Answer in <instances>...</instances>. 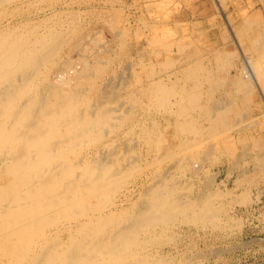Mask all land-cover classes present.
Returning <instances> with one entry per match:
<instances>
[{"label":"bare ground","instance_id":"bare-ground-1","mask_svg":"<svg viewBox=\"0 0 264 264\" xmlns=\"http://www.w3.org/2000/svg\"><path fill=\"white\" fill-rule=\"evenodd\" d=\"M16 1H18V0H0V12H1V14L5 13V12L10 14V12H8L9 10L7 11V9H8L7 6L14 4ZM28 1L26 2V4L28 3V5H29ZM36 1H38V0H36ZM59 1H61V0H59ZM69 1H68V4H69ZM72 2H73V0H72ZM79 2H80V0H79ZM38 3H36V4H38ZM55 3H57V2H55ZM64 3H66V2H64ZM26 4H23V5L26 6ZM34 4H33V6H34ZM46 5H47V3H46ZM69 5H71V4H69ZM19 6H20V4H19ZM25 6H24V8H25ZM58 6H59V4H58ZM13 7H15V6H13ZM13 7H11V8H13ZM20 7H22V6H20ZM54 7H55V5H54ZM115 7L112 9H115ZM11 8H10V10L12 11ZM17 8H16V10H17ZM31 8H33V7L31 6ZM36 8H34V9H36ZM39 9H38V11H40ZM86 9H87V7H86ZM43 10H45V9H43ZM66 10L67 9H65V11ZM76 10H78V12H80L78 8ZM82 10H84V9H82ZM19 11H21V9H19ZM57 11H59V13H60L63 10L61 9V11H60V9H59ZM65 11L63 12V14L65 13ZM71 11H72V9H71ZM158 11H160V10H158ZM36 12H37V10H36ZM84 12H85V10H84ZM11 13H14V12H11ZM67 13H68V11H67ZM69 13H71V12H69ZM108 13H110V12H108ZM260 13H261V10H260ZM27 14H28V12H27ZM31 14H32V12H31ZM88 14H89V11H88ZM94 14H96V13H94ZM99 14H100V12H99ZM121 14H123V13H121ZM60 15H59V18H60ZM247 15L248 14H246L245 16H247ZM5 16L6 15H4V17ZM17 16H19V15L17 14ZM1 17H2V15L0 16V18ZM56 17H58V16H56ZM74 17H73V19H74ZM157 17H159V16H157ZM258 17H260V15ZM6 18H4V19H6ZM43 18H44V16H43ZM15 19H14V22H15ZM28 19L29 18H27V21L23 20L24 22L22 21V23L17 21L19 23L13 24L11 22L12 24L10 23L8 25H4V26L0 27V264H174V263H171L172 257L171 256H170V258L168 257L170 254L167 256L165 254H162V252H160L159 250H154L152 248V245L161 243L160 242L161 241V235H159L158 229L168 227V225L174 226V224L170 225L169 223L172 220L174 221V219L178 218V216H181V219L184 220V222L185 221L191 222L195 225H197L199 223H202L203 225H205L206 223H212L214 226L222 228V225L219 224V222H218V221H220V218L217 216V214H218V211H220L219 209H221L223 204L221 203L222 205L221 204L219 205V204L215 203L214 198H217V197L221 198V196H225L229 192L231 193V190L225 186V183H224V186H225L224 188H220V186H219L220 184H219L215 187V190L210 189L208 191H204V193L200 189V191H202V194H198L199 193V190H198V193H197L198 195L196 198H194V197H193L194 199L188 198V200H187V197H186V199H184L182 193L179 192V190H178L179 187L177 189L176 187L171 185L172 183L170 184L168 182V177L166 176V173H165V175L163 174L162 176H158L159 178L158 177L155 178L156 172H153L154 175L152 177H154L155 179L151 178V180H154L153 182H150V183H152V185H149L145 181L150 187L146 190V193L143 192L144 195H142V197L138 195V197H141L140 201L135 202V199H134L133 204H131L129 202L130 205L128 204L129 206H127L126 204H127L128 198H129L128 193H129V191H131V188H125L127 190H125V192L122 191L123 193L118 195L119 196L118 197V203L115 202L114 201L115 199L113 200L112 195L115 193V191H117L118 189L121 188V186H122V184H124V182H127L126 180H128L133 174H135L134 172H136V169L137 170L139 169V167H137L136 165H132V164L130 165V167H127L128 163L126 161L131 160V159L130 160L126 159L127 157L125 158L119 154H118L119 158L114 157V153H113L114 150L111 151L108 148L109 144H107V142L109 141V139L107 142H102L104 140V138L108 135V131L111 128L113 129L112 126L114 125V121L117 120V119H115L114 121H112L114 119V117L119 118V119L121 118V116H120L121 113H118L120 110L119 109L120 107H118V106H117L118 108L116 107L118 110L117 111L115 108L111 109L107 106L105 107L104 105L109 104L108 102L113 100V99L115 100V98L112 99V97H111V100H109V98L112 95H116L115 92L117 90L119 91V89H120V88L118 89V87H121L123 84L121 83V86H120V84H118L119 86L117 88L115 86V88L117 89L115 92H112L113 90H110V89H105L104 87H102L104 89L101 90L96 86V83H95L96 79L95 78H94L95 80L91 79V77L89 75L95 70H98V71L101 70V72H102V68L100 66L101 64H98L99 62L97 63L98 59L101 58V56L99 58H97V60H96V57L93 60H89L88 56L83 57L84 55H81V57H80L81 62H77L74 59H71V57L68 58L66 56H63V51H62L63 47H65L66 45H68L70 43L69 40H72V39H69L70 38L69 33H70L72 26H69V24H68V25L63 27L62 23H61L62 20H61L60 21L61 24L60 23L56 24V22H55L56 25L53 24L54 26L47 24V26L44 27L43 25L42 26L39 25L38 22L36 23V21H35L36 19L32 20V21H30ZM54 19H52V20L54 21ZM70 19H71V17H70ZM7 20H9V19H7ZM49 20H51V19H49ZM68 20H66V21L68 22ZM246 20L247 19L245 18L244 21H246ZM258 20L259 19H257V21ZM261 20H263V19H261ZM47 21H48V19H47ZM78 21H80V20H78ZM254 21H255V19H254ZM70 22L72 23V20H70ZM73 22L75 23V21H73ZM75 25H76V23H75ZM240 25H243V24H240ZM255 25H258V23H255ZM174 26H175V24H174ZM125 27H127V24ZM178 27L180 28L181 26H178ZM178 27H176L175 29H177ZM245 27L246 26H244L242 30H244ZM247 27H248V25H247ZM118 28H119V26H118ZM72 29H73V27H72ZM250 29H252V28L250 27ZM78 30H80V29H78ZM116 31H117V28H116ZM125 31H123V32L125 33ZM166 31L170 32L172 30H166ZM179 31H181V30H179ZM256 31L258 33L253 32L256 35L252 36V37H254L252 40H251L250 35H249L250 40H246V41L242 40V42L238 41V43L240 45L239 48L241 50V56L242 57H241L240 62H238V64L236 65V69H235L236 74H234L236 76H234L232 74L235 78L233 76H231V77L234 78V83H235L234 88L237 89L238 92L243 91L246 94H249L251 92L253 93V91H255V90L258 91V97H257V103L258 104L257 105L260 106L261 104L264 105V27H262L261 29L256 30ZM93 32L95 33V32H97V30L93 31ZM100 32H101V30H100ZM157 32H158V29H157ZM183 32H181V34ZM235 32H236V30H235ZM245 32H247V30ZM120 33H122L121 30H120L119 34ZM175 33H174V35H175ZM242 33H244V32L242 31ZM75 34H76V31H75ZM102 34H103V32H102ZM125 34H127V33H125ZM165 34L167 35L168 33L166 32ZM138 35H140V34H138ZM94 36L97 37L96 35H94ZM243 36H244V34H243ZM102 37H104V36H102ZM102 37H101V39H102ZM172 37H173V33H172ZM181 37H182V35H181ZM245 37H246V33H245ZM98 38H96V39H98ZM147 38H149V37H147ZM152 38H154V37L152 36ZM84 39H85V37H84ZM84 39H83V41H85ZM96 39H95V41H96ZM155 40L156 39H154L153 41H155ZM172 41H173V39H172ZM172 41H170L169 43L171 44ZM96 42L98 43V41H96ZM100 42H101V40H100ZM103 42L105 43L104 40H103ZM103 42H102V44H103ZM173 42H175V41H173ZM190 43H191V41H190ZM241 43H243L246 47H244V46L242 47ZM158 44H160V43H158ZM161 45H163L162 41H161ZM165 45H166V43H165ZM88 46H89V44H88ZM158 46H160V45H158ZM166 46H164V47H166ZM171 46H172V44H171ZM157 47L155 46L156 49H157ZM74 48H76V46ZM182 48H183V46H182ZM78 49H80V47ZM114 49H115V47H114ZM143 49H145V48H143ZM213 49L215 50L216 48H213ZM234 51H236V49H234ZM78 52H80V51H78ZM153 52L151 54H153ZM227 52H229V51L227 50ZM235 53L237 54V52H235ZM154 54H155V52H154ZM213 54H214L213 56H215V53H213ZM88 55L91 56V54H89V52H88ZM148 55H149V53H148ZM232 55L234 56L233 52H232ZM98 56L99 55H97V57ZM126 56H128V55H126ZM165 56H167V52H166ZM229 56H230V54L228 55V58H230ZM233 56H232V59L234 58ZM153 58H155V57H153ZM113 59H114V57H113ZM147 59L150 60V58H146V61H147ZM217 59L218 60L220 59V61H221V58H217ZM222 59H224V58L222 57ZM170 62H168V63L166 62V64H170ZM196 62H197V60H196ZM211 62H212V60H211ZM160 63H158V65ZM142 64H143V62H142ZM194 64H196V63H194ZM194 64L192 67H194ZM152 65H154V64H151L149 66L151 67ZM221 65L222 64H220L219 66H221ZM227 65H228V63H227ZM196 66H197V64H196ZM196 66H195V68H197ZM225 66H226V64H225ZM232 66H233V64H232ZM56 67H60V70L59 71L54 70ZM127 67H128V65H127ZM166 67H167V65H166ZM189 68H191V67H189ZM108 69H110V68H108ZM185 69H186V67H185ZM199 69H201V68H199ZM217 69L219 70V68H217ZM53 70H54V74H53L54 76H51L50 73ZM152 70H150V71H152ZM202 70H204V69H202ZM133 71H135V70H133ZM195 71L197 72V70H195ZM195 71H194V73H195ZM208 71H210V70H208ZM213 72H216V71H213ZM222 72L225 73L223 70H222ZM123 73H125V72H123ZM139 73H141V72H139ZM183 73H185V72H183ZM194 73L192 74L193 77H195ZM226 73L228 74V72H226ZM129 74L130 73H128V75ZM198 74H199V71H198ZM134 75L136 76V73ZM150 75H152V74H150ZM192 75H190V76H192ZM201 75L203 76V73ZM214 75H216V74L214 73ZM96 76H97V72H96ZM98 76H99V74H98ZM122 77H123V74H122ZM125 77H126V74H125ZM137 77H139V76H137ZM111 78H113V77L111 76ZM108 79H110V77H108ZM122 79L124 80V83H125V81H127L121 77L119 80L121 81ZM132 79H130V81ZM135 79H138L136 81L139 82V84H140V81H139V80H141L140 77L139 78L135 77ZM187 79H188V77H187ZM191 79H192V77H191ZM199 81H201V80H199ZM218 81L219 80H217V82ZM112 82L113 81H111L110 84H112ZM117 82L119 83V81H117ZM228 82L230 83L232 81H228ZM131 83H132V81H131ZM189 83H190V81H189ZM211 83H212V81H211ZM107 85H109V83ZM150 85L151 86H149V84H148L146 86V91L145 90H143V91L148 93L149 96L151 95L152 97H154L156 102L160 103V106H166L168 104V102H170V98H169L170 92L169 91L171 89L169 90L167 87H165V85L162 82H154V83L151 82ZM124 86L125 85H123L121 87L122 90H123ZM128 86H129V84H128ZM217 86L219 87L221 85H217ZM217 86L215 87V89H217ZM134 87H136V86H134ZM112 88H113V86H112ZM136 89H137V87H136ZM142 89H143V87H142ZM204 89H205V87H204ZM223 89H222V91L224 93H226ZM139 90L141 91V89H139ZM185 90H186V88H185ZM232 90H233V88L231 90H229V92ZM118 91H117V93L119 94ZM227 91H228V89H227ZM172 92H173V90H172ZM185 92H187V90L184 91V93ZM200 92H194V91L189 92L188 97H186L187 95L185 96V95L181 94L182 97L178 98L179 100L183 98L182 100H180L181 101L180 104H182L184 102V100H188L190 102L188 105V108L197 106L196 103H197V99L199 100V98H200L199 97ZM223 92H221V93H223ZM228 93H227V95H228ZM134 94L135 93L132 92V95L131 96L129 95L130 98L133 100H135V97H133ZM227 95L225 96V98H227ZM234 95L232 97H229V98L232 99L234 97ZM138 96H136V97H138ZM229 96H230V94H229ZM125 97L126 96L122 97L123 100H125ZM118 99H120V98H118ZM255 99H256V97H255ZM106 100H107V103H106ZM225 100L227 102V100H229V99H225ZM217 101H220V100H217ZM221 101L223 102L224 99L223 100L221 99ZM103 102L106 104L103 105ZM177 102L178 101L175 100L174 104H176ZM216 102H215V104H220V103H218V102L216 103ZM231 102L232 101L230 100V104H231ZM254 102H255V100H254ZM141 103L143 104V102H141ZM152 103H153V101H152ZM198 103H200V101ZM207 103L205 105H207ZM235 103H236V100H235ZM120 105H122V104H120ZM135 105H136V103H135ZM249 105H250V102H249ZM124 106H122V107H124ZM213 106L210 107L211 110H212ZM111 107H114V105ZM150 107H149V109H150ZM130 108L133 109L131 106H130ZM224 108L225 107H223V109ZM229 108H231V107H229ZM113 109L117 112V114H114L115 112H113ZM186 109H187V106H183L182 110L185 111ZM192 109H194V108H192ZM127 110L125 109L126 112H127ZM215 110H216V108H215ZM228 110H226V111L229 112ZM120 111H122V110H120ZM219 111H217V112H219ZM221 111L225 112L224 110H221ZM223 112L219 113L220 114L218 116L219 119H217V120L214 119L215 121H214L213 128L210 127L211 132L212 131L214 132L215 128H218V127H216V125L219 124L221 126L220 123L223 121V119L226 117V114H227L226 112L225 113H223ZM243 112H244V110H243ZM141 113H143V112H141ZM235 113H236V111H235ZM246 113H248V112H246ZM242 114L245 115L244 113H242ZM214 115H215V113H214ZM229 115L231 116V114H229ZM239 116H240V114H239ZM210 117H212V116H210ZM127 118H128V116H127ZM132 119H133V117H132ZM128 120H129V118H128ZM227 120H230V118ZM120 121L118 120V123H120ZM209 121H211V118ZM224 121H223L222 125H224V128H225V122L226 121L225 122ZM177 123H179V122H176L175 125H177ZM137 124H138V122L136 123V125ZM141 124L139 126H141ZM178 127H179L178 131L183 136L181 142L178 140L180 142L179 148H181V150H179V151H183V153H182L183 155L181 157L185 156V158H186L185 161L182 159L183 161L181 160L182 162L181 163L179 162L180 165H184L185 167L191 168L193 171V174H197L199 172V170H202V171H203V169L208 170V169L204 168L203 164L201 163L206 159V157L202 158L200 160V162H198L197 160H195L196 158L199 157L198 152L196 154V151L195 152L192 151V149L194 147H195L194 149H196V147H198V145H200L201 141H203L202 138L200 140L197 137L193 138V136L192 137L190 136L191 134H197V136H203V134H204L203 128L200 126H197L194 123L189 122V121L180 122ZM203 127H204V125H203ZM116 128H118V127H116ZM136 128H137V126H136ZM146 129H147V127H146ZM220 129L222 130L223 128H220ZM227 129L229 132V128H226V133H227ZM125 131H124V133H125ZM143 131H144V129L142 130V134H144ZM109 132H111V131H109ZM139 132H141V131H139ZM147 132L149 134V130ZM166 132H168V131H166ZM169 132H171V131H169ZM220 132H222V131H220ZM214 133H212V134L214 135ZM217 133H218V131H217ZM217 133H215V134H217ZM223 133L225 135V131H224L220 134V136ZM206 134H207V131H206ZM212 134H209L210 139H211V137L214 139L218 138V137H214L215 135L213 136ZM120 135H121V133H120ZM120 135L117 134L115 136L120 137ZM136 135H137V133H136ZM148 136L150 137V135H148ZM161 136H162L161 137L162 140L157 137L158 140H161V142H158V141L157 142L161 143V144H157V143L156 144L158 145L159 149L164 150V153H165V151L168 152L173 147V143H172V141H171L172 144L170 142L166 143L167 140L166 141H164V140L167 139V137L165 138L164 135H162V134H161ZM178 136L180 137V135H178ZM206 136H208V135H206ZM123 137H125V136H123ZM222 137H224V136H222ZM126 138H129V137L126 136ZM130 138H131V136H130ZM209 138H206V139H208V141H209ZM228 138H230V136L229 137L226 136L227 140H229ZM254 138H255V136H254ZM259 138H260V135H259ZM121 139H122V137H121ZM220 139H221V137H220ZM256 139H257V134H256ZM126 140H128V139H126ZM146 140H148V139H146ZM227 140H225V142ZM245 140H248L247 137L245 138ZM130 141L133 142V140H130ZM151 141H150V143H151ZM120 142H118V143L120 144ZM137 142L134 141L133 143L137 144ZM242 142H244V140ZM133 143L131 145H134ZM218 143L219 142L216 141V144H218ZM177 144L178 143H176L174 145L177 146ZM204 144H206V143H204ZM113 145H115V144H113ZM113 145H112V147H113ZM124 145H126V144H124ZM129 145L130 144H128V147H129ZM231 145L234 146L233 147V150H234V148H236L235 144L231 143ZM209 147H210V149L211 148L217 149L216 145H215V147L214 146L213 147L209 146ZM131 148H132V146H131ZM204 148L205 147L203 146V149ZM206 148H205V150L207 151ZM226 148H227V146H226ZM122 149H123V147H122ZM230 149H231V147H230ZM116 150H119V149H116ZM127 150L128 149H125V151H127ZM174 150H175V148H174ZM176 150H178V149H176ZM209 150L207 152H209ZM125 151H123V154ZM157 151H159V150H157ZM255 151H256V149H255ZM154 153H156V151ZM175 153L176 152H174V154L170 153L169 155L173 154V156H174ZM177 153H176V159L178 156L180 157V155H178L179 153L178 154ZM203 153H205V152L203 151ZM133 155L134 154L132 153V156ZM205 155H206V153H205ZM262 155H263V153H262ZM126 156H127V154H126ZM136 156H137V154L135 155V157ZM144 156H146V155H144ZM154 156H156V155H154ZM166 156H167V153L165 155V158L167 159ZM213 156L215 157V156H217V154H214ZM240 156H241V154H240ZM258 156H257L256 162L254 163V165L262 173V172H264V157H260V156L258 157ZM120 157H123V158H120ZM137 157L139 158L140 155ZM210 157H212V156H210ZM214 157H213V160H214ZM220 157H222V156H220ZM138 158H136V159H138ZM159 158H161L160 155H159ZM165 158L163 157V158L157 159V160L162 161ZM188 158H192L193 160L190 159V161H189ZM255 158H256V156H255ZM168 159L170 160V162L172 161L170 159V157ZM172 159L174 160L175 157H172ZM216 159L217 158L215 157V160ZM156 161H155V163H156ZM161 161H159V162H161ZM163 162H161V163H163ZM152 163H151V165H152ZM174 163L176 164V161L175 162L173 161L172 164H174ZM135 164H136V161H135ZM175 164H174V166H175ZM158 165H159V163H158ZM170 165H171V163H170ZM147 166H150V163L147 164ZM143 168H145V166H143ZM179 168H180V166H179ZM181 168H183V167H181ZM169 169H170V167H169ZM157 170H159V167ZM157 170L155 169V171H157ZM244 170H246V169H244ZM180 171H182V170H180ZM165 172H166V170H165ZM170 172H172V171H170ZM158 173L160 175V172H158ZM173 173H172V175H173ZM204 173H205V171H204ZM204 173H203V175H204ZM240 173H241V171H240ZM243 173H245V172H243ZM150 174H151V172H150ZM206 174H207V172H206ZM169 175H170V173H169ZM183 176H184V174H183ZM145 177H147V176H145ZM160 177H161V179H160ZM178 177L181 178L182 176H178ZM178 177L177 178L175 177V178L178 179ZM204 177H205V175H204ZM259 177H260V175H259ZM191 178H193V177H191ZM209 178L205 179V181H207V180L209 181L210 180ZM198 179H200V178H198ZM237 179H238V176H237ZM262 179H263V177H262ZM129 180H131V179H129ZM158 180H162V181L159 182ZM134 181H135V179H134ZM157 181L159 183H157ZM169 181H170V179H169ZM173 181H171V182H173ZM203 181L204 180H202V182ZM154 182H155V184H154ZM177 182H178V180H177ZM187 182H190V181L188 180ZM240 182H242V181H240ZM210 184L212 185V183H210ZM186 185H187V183H186ZM193 185H191V188ZM205 185L203 186V188L208 187ZM211 185H209V186H211ZM131 187H132V185H131ZM183 187H184V185H183ZM221 187H222V185H221ZM135 188H136V186H135ZM191 188L188 186V189L191 190ZM184 190H182V191H184ZM190 190H187V191H190ZM180 191H181V189H180ZM191 193H193V190L191 191ZM188 196H190V195H188ZM234 199H235V201L241 202L243 204H246L250 201L248 191H243L240 195H237ZM226 219L227 218H225V220ZM239 219L241 221V218H239ZM178 220H179V218H178ZM184 224H186V223H184ZM238 226H237V228H238ZM167 229H169V228H167ZM179 229H180V227H179ZM175 232H176V230H175ZM215 232H217V231H215ZM165 234H167L166 231H165ZM167 236H165V237L168 238V237L173 236V235H170L168 237ZM174 236H176V235H174ZM179 236H180V233H178V237ZM220 236H222V235H220ZM223 236H225V235H223ZM162 237H164V235ZM169 239H172V237ZM169 239H168V241H169ZM170 241H173V240H170ZM219 248H221V247H219ZM167 251H169V250H167ZM164 252H165V250H164ZM193 253H194V255L196 254L195 251ZM198 253H200V251ZM187 255H188V257H190L189 254H187ZM196 255H198V254H196ZM202 256H204V254H202ZM173 258H174V256H173ZM192 260H194V259H192ZM188 261L190 262V260H188ZM188 261L186 263H188ZM182 263H180V264H182ZM193 263H195V261Z\"/></svg>","mask_w":264,"mask_h":264},{"label":"rangeland","instance_id":"rangeland-1","mask_svg":"<svg viewBox=\"0 0 264 264\" xmlns=\"http://www.w3.org/2000/svg\"><path fill=\"white\" fill-rule=\"evenodd\" d=\"M27 1L28 0H18L14 4H11V5L7 6V8H8L7 11L9 10L8 12H10L11 15L9 13H6V12L1 14V12H0V16L2 15V17L0 18V27L4 26V25H8L11 22L13 24L14 23H19V22L22 23L23 20L27 21V18H29L28 20H30V21L36 19L35 20L36 23L38 22L39 25H41V26L43 25L44 27L47 26V24L54 26V25L60 23V21L62 20L61 23H62L63 27L68 25V24H69V26L73 27V29L71 27V30H70V33H69L70 34L69 35L70 36L69 39H72V40H69L70 43L68 45H66L65 47H63V50H62L63 51V56H66L68 58L71 57V59H74L77 62H81V59H80L81 55H84L83 57H87L88 56L89 60H93V59H95V57H96V60H97V58H99L101 56V58L98 59L97 63L99 62L98 64H101L100 66L102 68V72H101V70H99V71L95 70L97 72V76H96V72L95 71H93L89 75L91 77V79L95 78L98 81L97 82L94 79L95 83H96V86L99 89H101V90L104 89V88L113 90L112 92H115L117 90L116 88L119 86L118 84H120V86H121V83H122L123 85L126 86V87L125 86L123 87V90L121 88L123 85L121 87H118V89L119 88L121 89V90L119 89V91L117 90L119 92V94L116 91L115 92L116 95L110 96L109 100H111V97H112V99L115 98L116 101L113 99V100L108 102L109 104H106L107 100H106V103L103 102V105L106 104V105H104L105 107L107 106V107H109L111 109L115 108L117 110V108L120 107L119 109L122 110V111L119 110L118 113H121L120 116H121L122 119L114 117V119L112 121L117 119V120L114 121V125L115 126L114 125L112 126L113 129L111 128L112 130L111 129L109 130L111 132L108 131V135L109 136L107 135L106 136L107 138L105 137L102 142H107L108 139H109L107 144H109L110 146L108 145V148L111 151L114 150L113 151L114 157H118L119 158V155H121V156H123L125 158L127 157L126 159H128V160L131 159L130 161H126L128 163L127 167H130L131 164L132 165H136L137 167H139V169L138 170L136 169V172H134L136 175L133 174L129 178L131 180H129V179L126 180L127 182H124V184H122V186H121L122 189L119 187L120 188V189H118L119 191L118 190L115 191V193L113 194L114 196L112 195V198H113V200L115 199L114 200L115 202L118 203V197H119L118 195H120L123 192H125V190H127L125 188H131V191H129V193H128L129 198H128V201H127V204H126L127 206H129L130 203L133 204L134 199H135V202L140 201L142 195H144V193H146V190L150 187L149 185H152V183H150V182L154 181V180H151V178L155 179L158 176H162L163 174L165 175V173H166V176L168 177V182L170 184L172 183L171 185L176 187L177 189L179 187V189H178L179 192L182 193L184 199H186V197H187V200H188V198L189 199L196 198L198 194H202V191L204 193V191H208L210 189L211 190H213V189L215 190V187L217 185H219V184H220L219 185L220 188H224L226 186V187H228L231 190V193L229 192L225 196H221V198H219V197L214 198V202L215 203H217L219 205L221 203L223 204L222 207L220 206L221 209H219L220 211H218V214H217V216L220 218V221H218V222H219V224L222 225V228L216 227L212 223H206L205 225H203L202 223H199V224L195 225V224H193L191 222H187V221L184 222V220L181 219V216H178L179 220H178V218H176V219H174V221L172 220L169 223L170 225L174 224V226H169L168 225V227H164L162 229L161 228L158 229L159 235H161V241H160L161 243H158L159 245L158 244L152 245V248L154 250H159L160 252H162V254H165L167 256L170 254L168 257L169 258H170V256L172 257L171 263H174V264H180L182 262H183L182 264H189V263L190 264H264V172L261 173L260 170H258L257 167H255V165H254L258 155L260 157H264V105L263 104H261L260 106L257 105L258 104L257 103L258 91L255 90V91H253V93L251 92L249 94H246L243 91H239L238 92V90L234 88L235 87V85H234L235 84L234 83V78L235 77L234 76H236L234 74H236V70H235L236 69V65L238 64V62H240L241 57H242L241 56V50L239 48L240 45H239L238 41L242 42V40L246 41V40H250V38L252 40L254 38L252 36L256 35L255 33H258L256 30H259L262 27H264L263 26L264 25V0H80V2H79V0H73V2H72V0H70V1L68 0L69 4H71V5L68 4L67 0H65V1L64 0H61V1H59V0L58 1L57 0H49V1L48 0H43V1L42 0H38V1L29 0L28 1L29 5H28V3L26 4ZM55 2H57V3H55ZM64 2H66V3H64ZM36 3H38V4H36ZM46 3H47V5H46ZM19 4L22 7H20ZM23 4H26V6L23 5ZM33 4H34V6H33ZM58 4H59V6H58ZM109 4L110 5L112 4V5L110 6ZM30 5L33 8H31ZM50 5L51 6L53 5V6L51 7ZM54 5H55V7H54ZM13 6H15V7H13ZM24 6H25L26 9L24 8ZM11 7H13V8H11ZM86 7H87V9H86ZM114 7H115V9H112ZM10 8L12 9V11L10 10ZM16 8H17V10H16ZM34 8H36V9H34ZM58 8L60 9V11H61V9L63 11H61L59 13V11H57V10H59ZM77 8L79 9L80 12H78V10H76ZM19 9H21V11H19ZM38 9L40 11H38ZM43 9H45V10H43ZM65 9H67V10L65 11ZM71 9H72V11H71ZM82 9H84L85 12ZM36 10H37L38 13L36 12ZM158 10H160V11H158ZM260 10H261V13H260ZM64 11H65L66 14L65 13L63 14ZM67 11H68V13H67ZM88 11H89V14H88ZM98 11L100 12V14H99ZM11 12H14V13H11ZM27 12H28V14H27ZM31 12H32V14H31ZM69 12H71V13H69ZM108 12H110V13H108ZM94 13H96V14H94ZM121 13H123V14H121ZM17 14L19 16H17ZM246 14H248V15L245 16ZM4 15H6V16L4 17ZM42 15L44 16V18H43ZM59 15H60L61 19L59 18ZM259 15H260V17H258ZM56 16H58V17H56ZM69 16L71 17V19H70ZM157 16H159V17H157ZM73 17H74V19H73ZM4 18H6V19H4ZM245 18L248 21L247 20L244 21ZM7 19H9V20H7ZM14 19H15V22H14ZM47 19H48V21H47ZM49 19H51V20H49ZM52 19H54V21ZM254 19H255V21H254ZM257 19H259L258 20L259 22L257 21ZM261 19H263V20H261ZM66 20H68V22ZM70 20H72V23L70 22ZM78 20H80L81 22L78 21ZM103 20L104 21L106 20V21L104 22ZM17 21H19V22H17ZM73 21H75L77 26L75 25V23ZM55 22H56V24H55ZM255 23H258V25H255ZM123 24L125 26L127 24V27H125ZM174 24H175V26H174ZM240 24H243V25H240ZM250 24L251 25L253 24L252 25L253 27ZM247 25H248V27H247ZM118 26H119V28H118ZM178 26H181V27L179 28ZM244 26H246L245 29L247 30V32H245L246 31L245 29L242 30ZM176 27H178V28L175 29ZM250 27L252 29H250ZM116 28H117V31H116ZM78 29H80V30H78ZM157 29H158V32H157ZM96 30H97V32L94 33L93 31H96ZM100 30H101V32H100ZM120 30L122 32V33H120L121 35L119 34ZM122 30L125 31V33H127V34H125ZM166 30H172V31L168 32ZM179 30H181V31H179ZM235 30H236V32H235ZM75 31H76V34H75ZM163 31L165 33L167 32L168 34L166 35ZM242 31L244 33H242ZM102 32H103V34H102ZM181 32H183V33L181 34ZM253 32H255V33H253ZM172 33H173V37H172ZM174 33H175V35H174ZM245 33H246V37L247 38L245 37ZM138 34H140V35H138ZM243 34H244V36H243ZM94 35H96L97 37H95ZM181 35H182L183 38L181 37ZM249 35H250V38H249ZM102 36H104V37H102ZM152 36L154 38H152ZM84 37H85V39H84ZM101 37H102V39H101ZM147 37H149V38H147ZM159 37L160 38L162 37L161 38L162 40ZM96 38H98V39H96ZM83 39L85 41H83ZM95 39H96V41H98V43L95 41ZM154 39H156V40L153 41ZM172 39L175 42H173ZM100 40H101V42H100ZM103 40L105 41V43L103 42ZM161 41H162L163 45H161ZM170 41H172V43H171L172 46L169 43ZM190 41H191V43H190ZM102 42H103V44H102ZM157 42L160 43V44H158ZM165 43H166L167 46L165 45ZM88 44H89V46H88ZM158 45H160V46H158ZM75 46H76V48H74ZM155 46L156 47L158 46L157 49L155 48ZM164 46H166V47H164ZM182 46H183V48H182ZM241 46L242 47L243 46L246 47L243 43H241ZM79 47H80V49H78ZM114 47H115V49H114ZM142 47L145 48V49H143ZM213 48H216V49L214 50ZM234 49H236V51H234ZM152 50L155 52V54H154V52ZM227 50L229 52H227ZM78 51H80V52H78ZM88 52H89V54H91V56L88 55ZM152 52H153V54H151ZM166 52H167V56H165ZM232 52L234 53V56L232 55ZM235 52H237V54ZM148 53H149V55H148ZM213 53H215V56H213L214 55ZM229 54H230V56H229L230 58H228ZM97 55H99V56L97 57ZM126 55H128V56H126ZM221 56L224 59H222ZM232 56L234 57L233 59H232ZM113 57H114V59H113ZM153 57H155V58H153ZM216 57L217 58H221V61H220V59L218 60ZM146 58H150V60L147 59V61H148L147 62ZM196 60H197V62H196ZM211 60H212V62H211ZM142 62H143V64H142ZM166 62L167 63L170 62V64H166ZM150 63L154 64V65H152L150 67L149 66V65H151ZM158 63H160V64L158 65ZM194 63H196L197 66ZM227 63H228V65H227ZM193 64H194V67H192ZM220 64H222V65L219 66ZM225 64H226V66H225ZM232 64H233V66H232ZM127 65H128L129 68L127 67ZM166 65H167V67H166ZM195 66L197 68H195ZM185 67H186V69H185ZM189 67H191V68H189ZM108 68H110V69H108ZM199 68H201V69H199ZM217 68H219V70ZM202 69H204V70H202ZM54 70L59 71L60 67H56ZM54 70L51 71V73H50L51 76H54L53 75L54 74ZM133 70H135V71H133ZM150 70H152V71H150ZM193 70L194 71L197 70V72L195 71V73H194ZM208 70H210L212 73L210 71H208ZM222 70L225 73L228 72V74L227 73L226 74L223 73ZM122 71L125 72V73H123ZM198 71H199V74H198ZM213 71H216L217 73L213 72ZM127 72L130 73V74L128 75ZM139 72H141V73H139ZM183 72H185V73H183ZM192 72L194 73L195 77H193V75H192L193 73ZM135 73H136V76L134 75ZM200 73L201 74L203 73V76ZM214 73L216 75H214ZM98 74H99V76H98ZM109 74L113 78H111V76ZM122 74H123V77H122ZM125 74H126V77H125ZM150 74H152V75H150ZM190 75H192V76H190ZM119 76L121 78H124L127 81H125V83H124V80L122 79L121 80L122 82H121L119 80L120 79ZM134 76L136 78L140 77V79H141V80H139L140 84H139V82L136 81L138 79H135ZM137 76H139V77H137ZM231 76H233L234 78L231 77ZM108 77H110V79H108ZM187 77H188V79H187ZM191 77H192V79H191ZM130 79H132L131 80L132 83H131ZM199 80H201V81H199ZM217 80H219L220 82L219 81L217 82ZM111 81H113L112 84H110ZM117 81H119V83ZM189 81H190V83H189ZM211 81H212V83H211ZM228 81H232V82L229 83ZM151 82H153V83L154 82H162L165 85V87H167L169 90L171 89L169 91L170 92L169 93V98H170V102L171 103L168 102V104L166 106H160V103L156 102L154 97H152L151 95L149 96L148 93L145 92L146 91V86L148 84H149V86H151L150 85ZM108 83H109V85H107ZM128 84H129V86H128ZM216 84L217 85H221V86L218 87ZM112 86H113V88H112ZM115 86H116V88H115ZM134 86H136L137 89ZM216 86H217V89H215ZM102 87H104V88H102ZM142 87H143V89H142ZM204 87H205V89H204ZM185 88H186L187 92L184 93V91H186ZM232 88H233V90L229 92V90H231ZM139 89H141V91ZM222 89L226 93H224L222 91ZM227 89H228V91H227ZM143 90H145V91H143ZM172 90H173V92H172ZM193 91L194 92H200L201 91L200 95H199L200 98H199V100L197 99V103H196L197 106L188 108V105L190 103L188 100H184L183 103L185 105L183 103L180 104L181 103L180 100H182L183 98L180 99V100L178 98L182 97V95H185V96L187 95L186 97H188L189 92H193ZM132 92L135 93L133 95V97H135V100L130 98V96L132 95ZM221 92H223L224 94L221 93ZM227 93H228V95H227ZM229 94H230V96H229ZM226 95H227V98H225ZM233 95H234V97H233L234 99L232 98L233 99L232 100L229 97H232ZM123 96H126L125 100H123V98H122ZM136 96H138V97H136ZM255 97H256V99H255ZM118 98H120V99H118ZM220 98L222 100L224 99V101L222 102ZM225 99H229V100H227V102L228 101L229 102L227 103ZM175 100L178 101L176 104H174ZM217 100H220L222 103L220 101H217ZM230 100L232 101L231 104H230ZM235 100H236V103H235ZM254 100H255V102H254ZM152 101H153V103H152ZM199 101H200V103H198ZM214 101L215 102L217 101L220 104H215ZM141 102H143V104ZM249 102H250V105H249ZM135 103H136V105H135ZM206 103H207V105H205ZM120 104H122V105H120ZM113 105H114V107H111ZM210 105L211 106L214 105L213 106L214 109L212 108V110H211V108H210L211 106ZM122 106H124V107H122ZM130 106L133 109H131ZM183 106H187V109L185 111L182 110ZM149 107H150V109H149ZM223 107H225V108L223 109ZM229 107H231L232 109L229 108ZM192 108H194V109H192ZM215 108H216V110H215ZM125 109L126 110L128 109L127 112L125 111ZM225 109L226 110L229 109L228 110L229 112H227ZM221 110H224L227 113L226 117L223 119V121L224 120L226 121L229 118H230V120H227L226 122L224 121L225 122V128H224V125H222L223 121L220 123L221 126L219 124H218L219 126L216 125V127H218V128H215L214 132L217 130L218 133L216 131L215 133H217V134H215L213 131L211 132V128H213L214 121L219 119V117H218L220 115L219 113L223 112ZM243 110H244V112H243ZM217 111H219V112H217ZM235 111H236V113H235ZM245 111L248 112V113H246ZM113 112H115L114 114H117V112L114 109H113ZM141 112H143V113H141ZM225 112H223V113H225ZM214 113H215V115H214ZM242 113H244L245 115H243ZM229 114H231V116ZM239 114H240V116H239ZM126 115L128 116L129 120H128ZM209 115L212 116V117H210ZM132 117H133V119H132ZM210 118H211L212 122L209 121ZM118 120L119 121L121 120L120 123H118ZM184 121L192 122L195 125L202 127L203 131H204L203 136H197V134H191L190 135L191 137L193 136V138L197 137L198 139L201 140V138H202V140H203V141H201L200 145H198V147H196V149H194L195 147L192 149V151H194V152L196 151V154L198 152V156L199 157L197 156L198 158L195 159L198 162H200V160L202 158L206 157V159L205 160L203 159L204 161L202 160L203 162H201V163L203 164L204 168H206L208 170H204V169H203V171L199 170V172L197 173L198 175L197 174H193V171H192L191 168L185 167L184 165H180V163L183 160L185 161L186 158H185V156L181 157L183 155L182 154L183 151H179V150H181V148H179L180 147L179 143L181 142L183 136L178 131V128H179L178 125H179L180 122H184ZM137 122H138V124L142 123L141 126H139L140 124L136 125ZM176 122H179V123H177V125H175ZM203 125H204V127H203ZM136 126H137V128H136ZM116 127H118V128H116ZM146 127H147V129H146ZM242 127L243 128L245 127V128L243 129ZM220 128H223V129L221 130ZM226 128H229V132H228V129H227V133H226ZM143 129L145 131V132L143 131L144 134H142V130ZM146 130L147 131L149 130V134H148V132ZM205 130L207 131V134H206ZM124 131H125V133H124ZM139 131H141V132H139ZM166 131H168V132H166ZM169 131H171V132H169ZM220 131H222V132L225 131V135L223 133L220 136V134L222 133ZM119 132L121 133V135H120ZM136 133H137V135H136ZM146 133L148 135H150V137L152 139ZM212 133H214L215 136ZM117 134L120 135V137L115 136ZM161 134L164 135L165 138L167 137V139L164 138L165 139L164 141L167 140L166 143L167 142L171 143V141L173 143V147L168 151L169 153L167 151H165V153H164V150H162V149L160 150L158 145H157V144H161V143H158V142H161V140H162ZM209 134H212L214 137H218V138L214 139V138L211 137V139H212L211 140L209 138V136H210ZM256 134H257V139H256ZM178 135H180V137ZM206 135H208V136H206ZM259 135H260V138H259ZM123 136H125V137H123ZM126 136L129 137V138H126ZM130 136H131V138H130ZM222 136H224V137H222ZM226 136L227 137L230 136V138H228L229 140L226 139ZM254 136H255V138H254ZM121 137H122V139H121ZM157 137L159 139H161V140H158ZM220 137H221V139H220ZM246 137H247L248 140H245ZM206 138H209V141ZM126 139H128V140H126ZM146 139H148V140H146ZM130 140H133V142L134 141L135 142L138 141V142H137V144H135V143H133ZM225 140H227V141L225 142ZM243 140H244V142H242ZM150 141H151V143H150ZM216 141L219 142V143L216 144ZM118 142H120V144ZM132 143L135 146L131 145ZM176 143H178L177 146L174 145ZM204 143H206V144H204ZM231 143L235 144V146H236V148H234V150H233L234 146L231 145ZM113 144H115V145L117 144V145L115 146ZM124 144H126V145H124ZM128 144H130L129 147H128ZM112 145H113V147H112ZM206 145L207 146L209 145L211 147H213V146L215 147V145H216L217 149H213V148L210 149V147L209 146L207 147ZM131 146H132V148H131ZM203 146L205 148L207 147L206 148L207 151L210 149L209 152H207L205 150V148L203 149ZM226 146H227V148H226ZM122 147H123V149H122ZM230 147H231V149H230ZM124 148L128 149V150L125 151ZM174 148H175V150H174ZM116 149H119V150H116ZM156 149L159 150V151H157ZM176 149H178V150H176ZM255 149H256V151H255ZM129 150L134 154L133 156H132V153ZM172 150L174 152H176V153L179 151L178 152L179 154L178 153L177 154L180 155L181 158L177 155L178 156L177 159L179 158L177 160L176 159V153L173 156L174 152ZM123 151H125L124 154H123ZM155 151H156V153H154ZM203 151L206 153L207 156L205 155V153H203ZM166 153H167V156H166L167 159L165 158ZM170 153H173V154L169 155ZM262 153H263V155H262ZM126 154H127V156H126ZM136 154H137V156L140 155V157H139L140 159L137 156L135 157ZM214 154H217V156H215L217 158L216 160H215V157L213 156ZM240 154H241L242 157L240 156ZM144 155H146V156H144ZM154 155H156V156H154ZM159 155H160L161 158L164 157L165 159H163L162 161L161 160H157V159H161V158H159ZM168 156L172 160L171 162L168 159L169 158ZM210 156H212V157H210ZM220 156H222V157H220ZM255 156H256V158H255ZM123 157H120V158H123ZM172 157H175L176 160L175 159L173 160ZM213 157H214V160H213ZM136 158H138V159H136ZM190 159L193 160L192 158H188L189 161H190ZM134 160L136 161V164H135ZM155 161H156V163H155ZM159 161H161V162L164 161V162L161 163ZM173 161L174 162L176 161V164L174 163L175 166H174V164H172ZM148 162L150 163V166H147V164H149ZM157 162L159 163V165H158ZM151 163H152V165H151ZM170 163H171V165H170ZM143 166H145V168H143ZM179 166H180V168L181 167H183V168L180 169ZM158 167H159V170H157ZM169 167H170V169H169ZM155 169L158 172H160V175H159V173L157 171H155ZM179 169L182 170V171H180ZM244 169H246V170H244ZM165 170H166V172H165ZM169 170L172 171V172H170ZM204 171H205V173H204ZM240 171H241V173H240ZM242 171L245 172V173H243ZM150 172H151V174H150ZM153 172H156L155 173L156 174L155 178L152 177L154 175ZM168 172L170 173V175H169ZM206 172H207V174H206ZM172 173H173V175H172ZM203 173H204L205 177H204ZM183 174H184V176H183ZM259 175H260V177H259ZM145 176H147V177H145ZM178 176H182V177L180 178ZM237 176H238L239 180L237 179ZM175 177L176 178L178 177V179H176ZM191 177H193V178H191ZM262 177H263V179H262ZM198 178H200V179H198ZM208 178L210 180L209 181L207 180L208 182L205 181V179H208ZM134 179H135V181H134ZM160 179H161V177H160ZM169 179H170V181H169ZM177 180H178V182H177ZM188 180L190 182H187ZM202 180H204V181L202 182ZM158 181L161 182L162 180H158ZM158 181H157V183H159ZM171 181H173L175 184L173 182H171ZM240 181H242V182H240ZM186 183H187V185H186ZM189 183L191 185H193V184L195 185V186L194 185L192 186L193 189L191 188V185ZM210 183H212V185ZM224 183H225V186H224ZM154 184H155V182H154ZM131 185H132V187H131ZM183 185H184V187H183ZM204 185L208 186V187H204L203 188ZM209 185H211L213 188L211 186H209ZM221 185H222V187H221ZM135 186H136V188H135ZM188 186L191 188V190L188 189ZM182 187L184 189L185 188L186 189L184 190ZM180 189H181V191H180ZM200 189L202 191H200ZM182 190H184L185 192L182 191ZM187 190H190V191H187ZM192 190H193V193H191ZM198 190H199V193H198ZM243 191H248L249 198H250V201L248 203H246V204H243L241 202L235 201V199H234L237 195H240ZM187 194L190 195V196H188ZM138 195L141 196V197H138ZM225 218H227V219L225 220ZM239 218H241V221H240ZM184 223H186V224H184ZM237 226H238V228H237ZM179 227H180V229H179ZM167 228H169V229H167ZM175 230H176V232H175ZM165 231H166L167 234H165ZM215 231H217V232H215ZM178 233H180V236H179L180 238L178 237ZM169 234L173 235V236H170ZM163 235H164V237L167 236V235L170 236V237L167 236L168 238H166V237L164 238V237H162ZM174 235H176V236H174ZM220 235H222V236H220ZM223 235H225L226 237L223 236ZM171 237H172V239H169ZM168 239H169V241H168ZM170 240H173V241H170ZM219 247H221V248H219ZM164 250H165L166 253L164 252ZM167 250H169V251H167ZM194 251L198 255H196V254L194 255V253H193ZM199 251H200V253H198ZM187 254H189L190 257H188ZM202 254H204V256H202ZM173 256H174V258H173ZM192 259H194V260H192ZM188 260H190V262ZM187 261H188V263H186ZM194 261H195V263H193Z\"/></svg>","mask_w":264,"mask_h":264}]
</instances>
